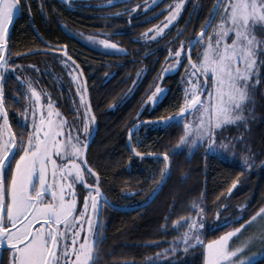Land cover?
Here are the masks:
<instances>
[{
	"label": "trees",
	"instance_id": "obj_1",
	"mask_svg": "<svg viewBox=\"0 0 264 264\" xmlns=\"http://www.w3.org/2000/svg\"><path fill=\"white\" fill-rule=\"evenodd\" d=\"M173 1L161 0L145 7L144 0H122L115 6L97 7L106 0H21V10L9 25L6 40L7 52L12 53L11 66L21 67L35 75L40 84L49 86L48 80L54 81L52 73L61 70L58 58L68 60L62 54L61 46H65L82 73L83 94L91 106L90 115L95 117L86 160L99 175L103 193L99 219L103 224L101 235L106 238L100 245L99 264H145L147 257L169 248L170 242L187 230L181 227L177 232L173 223L181 217L196 216L198 209L191 207L194 201L204 210V243L240 226L264 206V64H259L255 103L245 108L247 122L218 131L216 140H224L233 149L230 157L205 153L204 147L191 155L186 148L177 149L173 155L182 125L146 123L147 119L174 114L182 104L181 80L188 64L183 54L182 65L176 71L163 76L162 81L157 77L166 67L169 50L174 52L181 41L186 43L200 32L216 2L185 0L179 17L162 37L155 41L143 39L144 32L166 16ZM134 7V13L110 15ZM220 14L213 20V28ZM102 31H110V39L124 51L90 46L74 34ZM178 31L183 32L179 38ZM199 49L197 46L192 50L193 61ZM137 73H141L139 78ZM156 83L167 91L154 107H149L147 99ZM23 89L13 75L6 79L4 106L17 138L21 131L26 138L28 131V127L20 126L27 105ZM58 106L69 117L74 115L65 102L59 101ZM140 121L130 139L135 151L141 153L136 156L128 145V133ZM164 153L169 155L170 174L157 188ZM244 157L250 158L251 168L243 166ZM234 182L236 187L229 194ZM8 260L3 255V264ZM173 260L175 264H204L203 246L187 253L181 247L174 257L169 253L167 259L161 258L160 264H172ZM252 264H264V255Z\"/></svg>",
	"mask_w": 264,
	"mask_h": 264
},
{
	"label": "snow or ice",
	"instance_id": "obj_2",
	"mask_svg": "<svg viewBox=\"0 0 264 264\" xmlns=\"http://www.w3.org/2000/svg\"><path fill=\"white\" fill-rule=\"evenodd\" d=\"M157 2L153 0V5ZM20 4L21 0H0V264H3L4 251L9 252L8 264H99L100 245L106 238L101 235L103 224L99 219L103 193L99 175L88 166L85 158L95 117L90 115L91 106L81 92L82 86L76 90L80 95V104L75 107L76 118L70 123L58 110L54 111V101L48 93H44L47 102L42 106L41 95L36 92L32 81L25 80L22 83L27 88L25 95L29 107L24 112L27 114L31 110V130L27 131L26 138L24 131L17 138L8 122L4 86L8 78L6 73L14 74L16 68L10 67L12 53L7 52L6 38L9 25L13 23L16 12L21 10ZM105 6H115V0H106V4L97 5ZM222 6L220 22L213 28V20L221 12ZM182 7L183 0L168 9L169 15L162 22V27L157 25L149 29L154 33L151 40L164 35V30L177 19ZM135 11L136 8L125 9L110 15L121 16ZM210 28L213 29L211 33L208 32ZM257 29L264 32V0H216L197 36L186 43L181 41L174 52L169 50L166 67L162 68L157 80L162 81L163 76L176 71L182 65L183 54L188 61L182 77V83L187 85L183 88V104L174 114L146 123L165 127L182 125V135L173 155L182 148H186L189 155L199 147H204L205 153L225 151L230 145L224 140L217 144L218 130L238 122H247L248 117L244 112L247 105L255 103L254 91L260 83L257 61L264 53V40L257 39ZM143 35L148 37V33ZM181 35L183 32L178 31L177 38ZM87 39L106 49L124 51L107 40L97 41L92 36ZM197 46L201 47V51L193 61L191 52ZM64 54L67 55L66 52ZM169 59L174 63L168 64ZM68 60H71L70 56ZM62 63L66 69H70L68 75L72 80L78 81L74 73L78 72L79 66L75 61ZM260 64H264V60ZM140 75L137 73L138 78ZM15 78L20 80L19 75ZM154 86L155 91L148 96L153 106L167 91L159 83ZM20 126L27 128L28 121L25 120ZM134 134L130 130L129 138ZM132 151L136 156H141L134 148ZM162 161L164 167L160 170L157 188L170 174L168 153L162 154ZM249 161V157H244L243 166L251 168L253 165ZM91 177L95 179L89 183L88 178ZM77 185L88 190L79 211L75 191ZM235 187L236 182L228 189L229 194ZM152 191L155 192L156 188ZM104 203L107 204V201ZM191 207L198 209L195 217H181L173 223V229L177 232L181 227L187 230L171 241L169 248L155 257H147L145 264H160L161 258L167 259L169 253L174 257L181 247L187 253L197 246L205 249V264H252L254 256L247 254L251 238L240 246L233 247L231 242L246 226L264 218V207L247 224H241L239 228L207 244L201 239L205 228L204 210L195 201ZM41 220V227L34 230L33 221L40 223ZM164 228L166 225L162 226ZM81 233H84L82 239ZM260 251L264 252V248ZM172 264H175L174 260Z\"/></svg>",
	"mask_w": 264,
	"mask_h": 264
},
{
	"label": "rangeland",
	"instance_id": "obj_3",
	"mask_svg": "<svg viewBox=\"0 0 264 264\" xmlns=\"http://www.w3.org/2000/svg\"><path fill=\"white\" fill-rule=\"evenodd\" d=\"M66 1V0H65ZM67 1H69V0H67ZM122 0H115V2H121ZM161 0H158V2H160ZM144 2H145V7H152L153 6V0H144ZM157 2V3H158ZM182 2V0H174L168 7H167V13H166V16L162 19V21L161 22H159L157 25H160L161 27H162V22H165V18L169 15V11H168V9H170V7L171 8H174V6L177 4V3H181ZM184 2H185V0H183V4H184ZM156 3V4H157ZM135 8V7H134ZM181 10H182V8H181ZM181 10H180V13H181ZM222 11H223V6H222V8H221V13H222ZM18 12V11H17ZM16 12V13H17ZM180 15V14H179ZM179 17V16H178ZM177 17V18H178ZM177 20V19H176ZM175 20V21H176ZM175 21H173V23L175 22ZM220 22V17H219V19L217 20V23L216 24H218ZM157 25H155V26H153L151 29H153V28H155ZM216 26V25H215ZM215 28V27H214ZM165 30H167V29H165ZM165 30H164V32H165ZM212 30L213 29H211V31L209 32V33H211L212 32ZM144 33H148V37H145L144 35H143V39H145V40H147V39H150V37L152 36V35H154V33H152V32H149V30H147V31H145ZM74 34L81 40V41H83L84 43H86V44H88V45H90V46H93V47H96V48H99V49H102V50H110V51H118V50H116V49H106V48H104L103 47V45H101V44H99V43H93L92 41H90V40H88L87 38L89 37V36H92V37H94L95 38V40H107L109 43H115L114 41H112L111 39H110V37H111V32L110 31H102V32H99V33H97V34H84V33H82V32H74ZM255 35H256V37H257V39L258 40H264V32H261L259 29H257V31H256V33H255ZM228 42H230V39H229V41ZM205 43H207V40H205ZM116 44V43H115ZM117 45V44H116ZM118 46V45H117ZM118 49H119V46H118ZM201 51V47H200V49L198 50V52H197V54L199 53ZM5 56H6V58H7V52L5 53ZM60 57V56H59ZM261 57H262V53L260 54V56H259V58H258V61H257V63H258V66H259V64H260V61H261ZM196 59H197V57H196ZM58 61L60 62V64H61V70H57V72H55V73H52V78L54 79V80H59L58 79V77H56V76H62L64 79H65V81H60V82H51V81H49L48 80V82H50V84H49V86H47V85H42V86H40V82L38 81V84H39V87L37 86V85H35L34 84V79H35V75H32L31 76V78L30 77H24V78H20V80L23 82V81H25V80H31L32 81V84H33V87L35 88V90H36V92L38 93V94H40L41 95V105L43 106L44 104H46V102H47V97L46 96H44V93H48L50 96H51V98H52V100L54 101V105H55V101H56V99H55V97L52 95V93H51V91L49 90V88L50 87H52V86H55V87H57L58 89H60V88H62V87H64V85L66 84V86H68L69 87V89H67L68 90V92L70 93H68L69 95H68V97L70 98V101H71V106H72V108H74L75 109V107L77 106V105H79L80 104V95L79 94H77V88L78 87H81L82 86V80H81V75H79V70H78V72L77 73H74V75H77L78 76V81H73L72 80V77L71 76H69L68 75V72L70 71V69H66L65 67H64V64L62 63V61H67L69 64H71L72 62H70V61H68L67 59H62L61 57L60 58H58ZM174 63V61L173 60H170L169 61V63L168 64H173ZM11 67V66H10ZM186 67H187V65L185 66V68H184V71H183V75H182V77L185 75V69H186ZM13 68H15V67H13ZM17 69H18V71H19V69H21V67H18V68H16V72L13 74V73H6V76L7 75H9V74H13V75H17ZM178 69V68H177ZM176 69V70H177ZM44 70H46V69H44ZM48 70H52L51 68H48ZM174 72V71H173ZM54 74H56V76H54ZM37 76H38V78H40V74L39 73H37L36 74ZM34 80V81H33ZM182 81V80H181ZM64 83V85H62V86H58V84L59 83ZM25 85V84H24ZM185 86H187V85H185V84H183L182 83V88H184ZM25 87H26V85H25ZM65 88V87H64ZM154 91H155V89H154ZM153 91V92H154ZM81 92H83V89H82V87H81ZM26 93H27V88H26ZM73 94H74V97H73ZM151 95V94H150ZM161 98H162V96H160V98H159V101L161 100ZM73 99H74V101H73ZM147 104L149 105V107H154L153 106V104L147 99ZM182 104H183V102H182ZM27 107H29V100H28V103H27ZM55 110H58L61 114H62V117L64 118V119H66L68 122H69V120L67 119V117H66V115L59 109V108H57V106L55 105V107H54V111ZM83 112V109H81V113ZM54 119H57L56 117H54ZM25 120H27L28 121V131H30L31 130V110H29V112L27 113V114H25L24 113V121ZM71 123V122H70ZM221 130V129H220ZM220 130H218V131H220ZM84 137H83V135L81 134V139H83ZM220 143V141H217V144H219ZM226 143V142H225ZM230 145V144H229ZM215 153H217L219 156H221V157H230V155H233V149H232V147H231V145L229 146V148L227 149V150H225V151H221V150H217V151H215ZM19 158V157H18ZM17 158V159H18ZM59 162V161H58ZM79 162V161H78ZM87 175V174H86ZM94 177H91V178H88V182L89 183H92V182H94ZM75 191H76V193H77V200H78V202H77V210L79 211L81 208H82V203H83V199H84V197L87 195V189H85L83 186H81V185H77L76 186V189H75ZM67 198V197H66ZM102 203V202H101ZM101 206V205H100ZM264 207V206H263ZM89 214H91V210L89 209ZM255 215V214H254ZM94 219L96 218V217H93ZM250 220V219H249ZM249 220H247L246 222H244L243 224H247V222L249 221ZM42 223H43V221L41 220V222L40 223H36L35 221H33V225H34V230L35 229H37V228H40L41 227V225H42ZM19 226V225H18ZM60 227H63L62 225L60 226ZM240 226H238V227H235V228H232V229H229L228 231H226V232H224V233H222L221 235H219L218 237H216V238H214V239H211V240H209V241H207V242H205L204 244H207V243H210V242H212V241H214V240H217V239H219V237H221L222 235H224V234H226L227 232H229V231H233L234 229H236V228H239ZM204 230V229H203ZM202 230V231H203ZM83 235H84V233H81V239L83 238ZM249 238H251V240H252V243H251V245H250V247H249V249H248V252H247V254H250V255H252V256H254V259H253V261L252 262H254V261H256L257 259H259L261 256H263L264 255V252H261L260 251V249H262V248H264V218H260V219H258L257 221H255V222H253L251 225H249V226H246L239 234H238V236L237 237H234L233 238V240H232V242H231V246H233V247H235V246H240V245H242V244H244L247 240H249ZM203 251H204V253H205V249L203 248ZM204 264H205V255H204Z\"/></svg>",
	"mask_w": 264,
	"mask_h": 264
},
{
	"label": "flooded vegetation",
	"instance_id": "obj_4",
	"mask_svg": "<svg viewBox=\"0 0 264 264\" xmlns=\"http://www.w3.org/2000/svg\"><path fill=\"white\" fill-rule=\"evenodd\" d=\"M11 66V65H10ZM11 67H15V68H18V67H16V66H11ZM17 71H18V69H17ZM10 75H13V74H9V75H7V77H9ZM17 75H19L20 76V78H24L25 76L27 77L28 75V77H30L31 78V76H32V74H30V73H27L26 71H24V70H22V69H19V71L17 72ZM14 77H16V75H13ZM54 76H56V74H54ZM56 77H58V79L59 80H54L53 81V83L54 82H60V81H65V79L62 77V76H56ZM35 80V81H34ZM33 81H34V84L35 85H37L38 87H39V84H38V80H37V78H35ZM20 81V83L22 84V86H23V92H24V95L26 94V87H25V85L22 83V81L21 80H19ZM62 85H64V83L62 82V83H59L58 84V86H62ZM40 86H42V84H40ZM65 87V88H64ZM64 87H62V88H60V89H58L57 87H55V86H52V87H50L49 88V90L51 91V93H52V95L55 97V99H56V101H55V105L57 106V108H59L65 115H66V113L60 108V106H58V102L59 101H63V102H65L66 104H68L69 105V108L71 109V110H73V112H74V115L73 116H71V117H69L68 115H66V117H67V119L69 120V122H73L74 120H75V111H74V108H72V106H71V101H70V98L68 97V95L70 94L69 92H68V90L67 89H69V87L68 86H66V84L64 85ZM69 93V94H68ZM25 97H26V95H25ZM73 97H74V94H73ZM73 101H74V99H73ZM75 102V101H74ZM27 103H28V99H27ZM26 107H27V105H26ZM25 113V112H24ZM24 113H23V120H24ZM9 122V121H8ZM82 167H83V165H82ZM7 255V257H8V259H9V252L8 251H4L3 252V255Z\"/></svg>",
	"mask_w": 264,
	"mask_h": 264
},
{
	"label": "water",
	"instance_id": "obj_5",
	"mask_svg": "<svg viewBox=\"0 0 264 264\" xmlns=\"http://www.w3.org/2000/svg\"><path fill=\"white\" fill-rule=\"evenodd\" d=\"M18 13V12H17ZM16 13V14H17ZM15 14V15H16ZM197 36V35H196ZM61 48H62V54H63V56L64 57H66V58H68L69 56H68V54L67 55H65L64 53L66 52L67 53V49H66V47L65 46H61ZM73 59L71 58V60L70 61H72ZM193 60V59H192ZM86 99V101H87V98H85ZM88 103V102H87ZM91 111V110H90ZM159 119H161V118H159ZM159 119H147L146 121H157V120H159ZM142 122L140 121V122H138V123H136L134 126H132V128L130 129L131 131H133V129L134 128H136L137 127V125H139V124H141ZM93 136H94V130L92 131V135H91V137H90V139H89V141H88V146H89V144H90V142H91V140H92V138H93ZM128 145H129V147H130V150L132 151V149H133V147H132V145H131V142H130V138H129V133H128ZM87 151V150H86ZM133 152V151H132ZM133 154H135L134 152H133ZM85 158H86V152H85Z\"/></svg>",
	"mask_w": 264,
	"mask_h": 264
}]
</instances>
